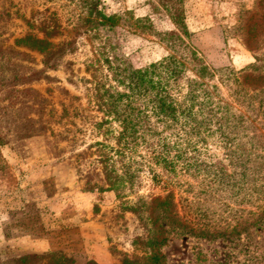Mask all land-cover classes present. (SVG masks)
<instances>
[{"label": "rangeland", "instance_id": "374dc122", "mask_svg": "<svg viewBox=\"0 0 264 264\" xmlns=\"http://www.w3.org/2000/svg\"><path fill=\"white\" fill-rule=\"evenodd\" d=\"M90 5L107 16L122 17L114 33L90 28ZM175 19L185 23V42L208 67L240 73L255 63V57L264 65V0H0V135L9 140L0 145V264L57 252L75 263L80 257L88 261L95 256L92 246L99 243L108 247L112 264L151 253L163 255L166 264H251V255L243 254L237 241L200 239L168 225L163 231L159 224L152 226L149 220L163 213L155 202L149 205L150 200L165 196L163 186L141 173L131 189L99 192L96 187L106 183L95 176L102 168L92 165L94 149L79 157L88 145L103 140L92 127L102 115L88 107L84 90L99 76L93 71L99 40L112 37L119 53L141 68L167 55H184L183 46L168 36L177 32ZM147 20L150 32L142 28ZM136 21L141 22L134 25ZM28 35L60 45L53 52L64 55L52 62L53 68L42 65L40 53L19 44ZM30 69L43 71L44 78L27 87L47 100L43 119L49 132L16 140L15 118L29 109L17 111L9 86L16 72ZM221 90L230 102L229 93ZM209 154L223 162L222 149L210 146ZM184 188L173 189L176 199H191ZM162 237L167 238L165 245H146L148 239ZM57 260L49 257L33 264Z\"/></svg>", "mask_w": 264, "mask_h": 264}, {"label": "trees", "instance_id": "16d2710c", "mask_svg": "<svg viewBox=\"0 0 264 264\" xmlns=\"http://www.w3.org/2000/svg\"><path fill=\"white\" fill-rule=\"evenodd\" d=\"M90 10L86 23L96 32L114 33L122 21L120 16L98 12L95 5H90ZM174 26L177 32L168 36L173 44L183 46L184 55H167L141 68L119 53L112 37L105 35L99 40L93 69L99 76H95L93 87L84 90L88 107L102 115L92 127L103 140L88 145L79 157L94 149L92 165L102 168L95 176L106 183V187H96L99 192L131 189L141 173L154 185L163 186L165 196L150 200L149 205L155 202L163 213L149 220L152 226L159 224L163 231L168 225L200 239L237 241L241 252L251 255V264H264L260 246L264 239V65L255 57V63L240 73L212 69L185 42L189 38L185 23L175 19ZM142 28L152 31L148 20ZM19 44L40 53L47 68H53L52 62L64 55L53 52L60 45L33 35ZM42 78V70L30 69L28 73L16 72L11 79L13 105L19 112L25 106L29 109L28 114L15 118L16 140L49 132L43 119L47 100L27 87ZM223 88L230 102L222 95ZM7 137L0 135V145L9 142ZM210 146L223 150L222 163L209 154ZM182 187V192L192 194L191 199H176L173 189ZM208 202L212 204L207 206ZM166 242V237L150 238L146 245L161 247ZM49 257H58L57 264H76L61 252L27 255L15 263H41ZM87 264L96 263L88 260ZM123 264L166 262L163 255L151 253Z\"/></svg>", "mask_w": 264, "mask_h": 264}, {"label": "crops", "instance_id": "0c3cea01", "mask_svg": "<svg viewBox=\"0 0 264 264\" xmlns=\"http://www.w3.org/2000/svg\"><path fill=\"white\" fill-rule=\"evenodd\" d=\"M92 248H93L92 253L95 254V256H92L93 257L92 260H95V262H97L98 264H112L108 247H106L104 243L93 245ZM76 264H87V260L86 258L80 257L79 259H77Z\"/></svg>", "mask_w": 264, "mask_h": 264}]
</instances>
